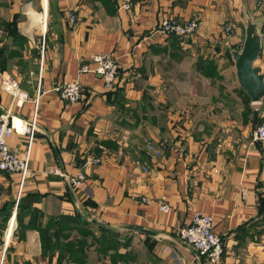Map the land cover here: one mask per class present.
Listing matches in <instances>:
<instances>
[{
  "label": "crops",
  "instance_id": "crops-1",
  "mask_svg": "<svg viewBox=\"0 0 264 264\" xmlns=\"http://www.w3.org/2000/svg\"><path fill=\"white\" fill-rule=\"evenodd\" d=\"M256 1L130 0L124 9L123 0H0V78H16L30 97L11 106L10 116L31 119L38 81L46 90L76 79L82 86L78 103L49 91L40 97L32 176L18 197L17 174L0 172L2 240L9 233L3 264H208L175 234L195 212L209 215L221 237L216 264H264V143L252 142L259 112L247 106L232 57L252 22L261 38L255 63L264 72V11ZM164 17L196 18L199 26L186 40L166 37L158 30ZM97 53L118 63L111 89L79 73ZM186 97L193 115L182 113ZM238 98L249 110L241 120L231 114ZM8 106L0 88V112ZM7 142L22 154L27 138L14 133ZM80 171L85 181L72 189L65 176ZM162 198L167 212L159 209ZM48 226L56 229L50 246L42 232Z\"/></svg>",
  "mask_w": 264,
  "mask_h": 264
},
{
  "label": "built area",
  "instance_id": "built-area-1",
  "mask_svg": "<svg viewBox=\"0 0 264 264\" xmlns=\"http://www.w3.org/2000/svg\"><path fill=\"white\" fill-rule=\"evenodd\" d=\"M121 7L124 9H129L130 0H123ZM67 17L68 21L72 25L77 22V16L74 11H70ZM198 26L199 23L196 18L180 20L175 17H164L159 22L158 30L166 37L173 35L181 40H186L194 36ZM232 28L233 26L231 24H225L223 26L224 33H230ZM44 32L45 30L42 32V38L40 39V42L38 41V48L41 57L44 52ZM118 70V63L113 55L109 53H97L92 55L89 63H83L80 65L79 73H93L102 79L104 88L111 89L113 88L114 83H116ZM81 87L80 81L76 79L72 82L59 81L56 83H51L49 85V90H46L38 81L36 93L32 99L34 105L33 115L31 119L24 121L22 119H16L13 116H10L11 106H21L24 102L29 101L30 97L28 96L27 92L20 87L19 81L16 78L10 75H1L0 88L10 96V106H8L4 112H0V172L17 174V197L20 194V191L26 180L32 176L29 167L30 146L33 141L34 132L36 130L35 115L40 97L49 91L55 94L59 100H62L63 102L78 103L82 100ZM263 99L264 96L259 102L256 103H260ZM14 133L26 136L27 138L26 149L22 154L15 152L8 145L7 141ZM252 142L264 143V120L257 124L252 131ZM147 148L149 151L155 153V155H159L161 153V151L152 143H149ZM65 177L67 183L72 189H78L86 178L85 173L82 171L72 176L66 175ZM241 193L245 197V192L243 189H241ZM141 200L144 202L148 201L146 197H142ZM158 206L162 212H167L170 208V205L165 198H162L158 201ZM14 214L15 209L12 217ZM175 234L179 240L192 247L197 251L198 254L203 256L208 264H216L223 255L221 237L213 232L212 219L205 213L195 212L190 223L179 227L175 231ZM8 239L9 233H6L3 240L0 236V244L2 241L0 264H3Z\"/></svg>",
  "mask_w": 264,
  "mask_h": 264
},
{
  "label": "water",
  "instance_id": "water-1",
  "mask_svg": "<svg viewBox=\"0 0 264 264\" xmlns=\"http://www.w3.org/2000/svg\"><path fill=\"white\" fill-rule=\"evenodd\" d=\"M261 49V38L255 24L248 22L240 50L232 52L234 69L239 87L252 103L264 96V72L255 63Z\"/></svg>",
  "mask_w": 264,
  "mask_h": 264
},
{
  "label": "rangeland",
  "instance_id": "rangeland-1",
  "mask_svg": "<svg viewBox=\"0 0 264 264\" xmlns=\"http://www.w3.org/2000/svg\"><path fill=\"white\" fill-rule=\"evenodd\" d=\"M25 2H30V1H25ZM29 8H30V10L32 11V12H34V9L33 8H31V5L30 4H28L27 5ZM256 7L257 8H260L262 11H264V0H257L256 1ZM27 8V7H26ZM25 8V9H26ZM28 9V8H27ZM33 9V10H32ZM42 11V10H41ZM41 11H39V12H41ZM42 38V37H41ZM39 42H40V40H39ZM38 44V43H37ZM222 69H224V72L225 73H227V69L225 68V66H223V68ZM231 71H232V69H231ZM222 81L224 82V79H222ZM233 84H234V86L235 87H237L236 85V82L235 81H233ZM186 99L188 100V102H187V104L189 105V107H188V110H184L182 113H190V114H195L196 113V111L195 110H193L192 108H191V105H192V102H191V100H190V97L188 98V97H186ZM245 105L246 104H244V102H241L240 100H239V98L237 99V102H236V106L235 107H233V109H231V114L233 115V116H236V118L238 119V120H241V117L243 118H246L248 115H249V110L248 109H245ZM247 106L249 107L250 106V108L252 109V111H253V114H254V112H256V111H258L259 112V114L257 115V117H256V119L255 120H257L256 122H254V125H253V128H252V131L254 130V128L256 127V125L257 124H259L261 121H263L264 120V112H262V111H264V99L260 102V103H249V102H247ZM263 108V109H262ZM255 111H254V110ZM190 110V111H189ZM207 111H203V113H202V117L204 116L203 114H205ZM255 118V117H254ZM193 119L194 120H196L197 118H196V116L194 115V117H193ZM251 135H252V133H251ZM184 149V148H183ZM51 229H53V230H51ZM56 231V229L55 228H52V227H50V226H48V227H46L45 229H43L42 230V232H44L43 233V235H44V237L46 236V242L47 243H49V246L51 245V240H50V238H52V236H53V234H54V232ZM69 231H65V230H63V232H62V234L63 235H65L66 233H68ZM67 235V234H66ZM99 239L96 237V241H98ZM181 241V240H180ZM184 243V242H183ZM99 244H101V243H99ZM98 243H97V245H99ZM112 245H115L116 246V244H114V243H111ZM2 245V241H1V244H0V246ZM96 245V244H95ZM67 246H68V244H67ZM66 246V247H67ZM120 246V245H119ZM118 246V247H119ZM66 248L64 247V250H65ZM96 253L98 254V256H100V258H101V256L103 255V256H106L107 254L105 253V252H103L101 249H99V248H97L96 249ZM111 257H112V259H114V261L116 262L117 260H119L118 258H117V256H116V254H115V251L114 250H112V252H111Z\"/></svg>",
  "mask_w": 264,
  "mask_h": 264
},
{
  "label": "trees",
  "instance_id": "trees-1",
  "mask_svg": "<svg viewBox=\"0 0 264 264\" xmlns=\"http://www.w3.org/2000/svg\"><path fill=\"white\" fill-rule=\"evenodd\" d=\"M171 36H173V35H171ZM175 37H176V36H175ZM19 200H20V199H19ZM19 200H18V203H19ZM77 243H82V244H84L85 242H83V238H82L81 240L77 241ZM67 244L69 245V242L65 244V246H64V247L66 248L65 250L67 251L68 255L72 257V255H73V253H72L73 250H70V248L67 246ZM66 246H67V247H66ZM74 246H75V245H74Z\"/></svg>",
  "mask_w": 264,
  "mask_h": 264
},
{
  "label": "bare ground",
  "instance_id": "bare-ground-1",
  "mask_svg": "<svg viewBox=\"0 0 264 264\" xmlns=\"http://www.w3.org/2000/svg\"><path fill=\"white\" fill-rule=\"evenodd\" d=\"M27 7H28V6H27ZM28 9H29V7H28ZM28 13H29L31 16H33V18H34V17H36V19H37V16H39L37 13H35V12H32L31 10H28ZM41 27H42V29H44V28H45V25H44V22H43V20H42Z\"/></svg>",
  "mask_w": 264,
  "mask_h": 264
}]
</instances>
